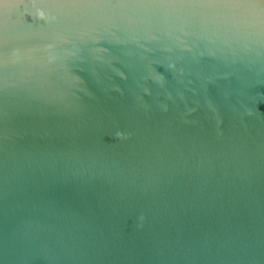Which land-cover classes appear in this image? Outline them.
I'll return each mask as SVG.
<instances>
[{
	"label": "water",
	"instance_id": "water-1",
	"mask_svg": "<svg viewBox=\"0 0 264 264\" xmlns=\"http://www.w3.org/2000/svg\"><path fill=\"white\" fill-rule=\"evenodd\" d=\"M0 264H264V0H0Z\"/></svg>",
	"mask_w": 264,
	"mask_h": 264
}]
</instances>
